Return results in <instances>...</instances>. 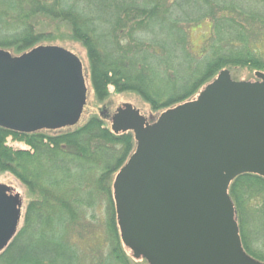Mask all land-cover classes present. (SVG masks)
<instances>
[{"label": "trees", "instance_id": "trees-1", "mask_svg": "<svg viewBox=\"0 0 264 264\" xmlns=\"http://www.w3.org/2000/svg\"><path fill=\"white\" fill-rule=\"evenodd\" d=\"M204 21L212 34L197 55L190 27ZM262 40L264 0H0V49L20 55L80 43L98 100L113 87L137 93L154 112L193 99L223 69L234 79L238 67L264 72ZM135 147L133 132L115 133L108 114L57 130L0 127V171L29 195L0 264H148L124 245L113 197L115 176ZM229 192L245 250L264 261V177L242 174ZM249 219L262 227L254 243Z\"/></svg>", "mask_w": 264, "mask_h": 264}, {"label": "water", "instance_id": "water-1", "mask_svg": "<svg viewBox=\"0 0 264 264\" xmlns=\"http://www.w3.org/2000/svg\"><path fill=\"white\" fill-rule=\"evenodd\" d=\"M236 80L221 70L200 93L153 122L132 103L111 128L133 132L136 148L113 182L121 239L148 264H264L244 248L229 189L235 178L264 177V72ZM84 64L60 45L20 55L0 49V126L57 130L82 118ZM21 194L0 183V252L17 234Z\"/></svg>", "mask_w": 264, "mask_h": 264}, {"label": "rangeland", "instance_id": "rangeland-1", "mask_svg": "<svg viewBox=\"0 0 264 264\" xmlns=\"http://www.w3.org/2000/svg\"><path fill=\"white\" fill-rule=\"evenodd\" d=\"M63 28L66 29V27L60 26V30H63ZM191 47L193 53L197 55H201V52L204 51L209 44V39L211 38L212 34V23L211 21H204L200 24H194L191 27ZM55 45V43L51 44ZM56 45H61L74 53H76L81 60L84 63V68H85V74L87 78V87H88V97H87V104L84 108V113L83 117L81 118V121L79 124L83 123L89 116L93 114H98L100 115H109L113 116L115 111L117 110L118 107L123 105L124 103H132L135 107L139 108L142 113H144L147 117L153 118L157 117L161 112H154L151 107L144 102L137 93L134 92H122V93H117L114 91L113 87H110V95L108 98L104 100H98L95 97V93L89 78V73H88V58L86 54L85 48L77 42H70L66 41L64 43H56ZM260 49L264 52V40H262L261 44H258ZM255 72L248 71L245 68L238 67L233 74L235 75V79L237 80H255L256 76L254 74ZM204 88V87H203ZM102 111H105V113H102ZM110 124V122H107ZM8 144L17 147V148H24L26 149L27 147L18 142H14L9 138ZM0 183L7 184L11 187L14 188L15 192H18L21 194L22 200H23V215H22V220L21 223L23 222V216H24V211L26 209L27 203L29 201V195H28V190L24 184H22L15 176L8 172H2L0 171ZM100 216H103V212H100ZM251 219L248 220L247 222V231H248V236L249 239L252 240L254 243L256 240V231L261 230L262 227L260 225L257 227L253 225L251 222ZM264 237V236H263Z\"/></svg>", "mask_w": 264, "mask_h": 264}, {"label": "flooded vegetation", "instance_id": "flooded-vegetation-1", "mask_svg": "<svg viewBox=\"0 0 264 264\" xmlns=\"http://www.w3.org/2000/svg\"><path fill=\"white\" fill-rule=\"evenodd\" d=\"M155 119H156V117H154V116H153V118L148 117V120H149L150 122H153ZM0 127H2V126H0ZM3 128H5V127H3Z\"/></svg>", "mask_w": 264, "mask_h": 264}]
</instances>
